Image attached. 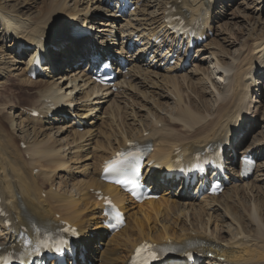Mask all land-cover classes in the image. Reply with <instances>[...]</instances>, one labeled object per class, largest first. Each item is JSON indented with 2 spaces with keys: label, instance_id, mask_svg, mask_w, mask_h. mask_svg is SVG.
Masks as SVG:
<instances>
[{
  "label": "bare ground",
  "instance_id": "bare-ground-1",
  "mask_svg": "<svg viewBox=\"0 0 264 264\" xmlns=\"http://www.w3.org/2000/svg\"><path fill=\"white\" fill-rule=\"evenodd\" d=\"M7 1L12 3L16 0ZM32 1L36 2L31 0V3ZM49 1L41 0L43 5L41 13L34 10L32 5L27 7V4H24L19 7L18 2L13 6L5 5L0 10L4 12L0 14V43L3 42L6 45L12 43L9 47L11 50L12 47L14 48L12 54H17L16 49L19 45L15 40L18 37L22 39L29 37L33 34L32 32L41 37L46 35L55 43L54 47L60 50L49 54L50 62L45 68L47 72L43 77L45 79H53V71L61 72L62 69L71 65L66 60H71L76 55L84 56L81 52L82 40L78 35L72 38V28L79 24L75 21L78 19L77 16L84 17L83 25L92 18L94 23L105 27L106 29L102 30V37L106 36L108 31L113 33L112 30L118 27L116 21H97L93 15L90 16L92 7H87L89 9L85 10V13L79 10L68 14L67 9H58L54 0L50 3ZM147 1L138 0V2H144L143 9H139V13L133 16L148 17L146 8H150L152 3L158 8L160 15L153 13L154 15L149 19H143L151 22L150 25L145 24L147 27L143 29L136 28L142 30L138 32L142 40L149 36L152 38V35L167 28L168 24L164 23V19L168 3H172V8L176 5L180 13H184L186 9L190 10V17H194L193 22L199 21L201 27L206 22V28L202 32L215 31V38L197 49L198 62H193L189 71L186 69L180 72L178 65L167 68L162 61L151 63L145 56L141 58L138 54L139 56L127 59L130 62L129 73H123L116 84L121 91L113 92L108 88L90 93L83 90L85 85L82 84L89 85V82L85 78V72H81L82 69L78 66L73 72L74 85L67 86V90L71 89L70 94L60 92L59 89L50 90L56 85H47L49 81L29 80L23 68L21 77H15L9 85H4L0 76V199L2 201L0 206L7 215L0 217V227L3 229L0 234V246H17L15 236H10V232L5 227L7 219L12 222L11 229L17 232L21 226H27V222L56 227L61 221H67L79 229L83 244L89 249L88 259H91L93 264H127L134 253L133 250L144 240L170 245H183L189 242L203 245L196 250L203 251L201 253L204 257L209 255L201 264H224V262L226 264H264V206L262 203L252 201L249 209H246L249 212L248 220L254 229L243 226L242 223L234 224L235 221H232L235 225L233 229L234 225L227 224L228 220L233 219L229 218V215L232 213L237 215L240 205L246 206L242 197L253 199L257 194V196L260 195L259 199H264V187L261 186L264 181V160L255 172L259 174L258 176L246 182L233 183L225 190V193L223 192V195L218 197L204 196L200 199L191 194H182L185 189H188L183 186H180L176 194L173 192V187H161L162 195L157 201H147L142 205L130 203L126 206L127 202H131L127 196L117 188L107 186L100 181L99 173L103 162L125 147L129 141L150 140L155 145L152 159L162 160L164 157L165 161H169L172 152L178 147L183 148L184 153L189 156L196 148L215 143L217 140L226 142L234 136L237 139L240 136L247 138L249 133H246V127L251 126L252 129L254 117L259 119L264 109L262 105L257 106L260 101L254 94L255 91L259 92L258 89L261 88L264 79L262 74L264 36L256 38L251 46L246 43L241 45V51L238 54L233 55L230 50L227 51L230 47L239 44V39L232 36L231 27L234 26L236 19L233 17L234 12L232 13L229 9L232 7L231 0H226V7L223 2L219 4L220 0H214L216 5L209 0H182L181 4H177L175 0ZM54 3L56 9L53 8ZM101 3L105 5L106 1L101 0ZM98 7L96 5L93 9L97 16L102 13L101 8ZM229 16L232 20L230 18L228 20ZM59 17H62L60 23L57 21ZM203 17L205 20L202 19ZM65 21L69 22L68 26L63 24ZM26 28H29L28 33L25 32ZM51 30L57 35H51ZM99 30L95 29V32ZM132 35L133 33H130L128 39ZM238 35L241 36V34ZM14 36L15 38L11 39ZM128 42L129 40L122 43L119 50L121 56L126 54L124 45ZM32 44L36 42L32 41ZM66 44L69 45L65 46ZM73 48H77L76 52ZM199 53L201 55H198ZM21 55L25 54L21 53ZM15 58L17 57L13 59ZM32 60L33 58L28 65L32 63ZM23 62L20 60L17 63L23 65ZM144 66H147V69ZM51 67L53 71H49ZM153 69H158L159 73L164 74L163 80H155L156 83H152L151 80L158 79L159 76L156 72H153L152 76L151 71H148ZM143 73L145 75L141 79ZM220 79L228 83L224 85ZM17 84L40 90L36 98H32L31 103L26 105L31 109L29 113L33 110L45 109L47 102L42 94L51 95L53 102L55 101L60 107L63 104L67 106L75 104V115L85 124L84 131H75L73 126L76 122L74 120L66 122L68 118L65 117L61 119L56 117L52 120L30 117L26 111L21 110L23 103L20 104L12 90ZM149 85H156L159 93L154 91L156 94L154 96L153 92L148 93V98L143 89L147 90ZM24 93L30 95L29 92ZM158 96L161 98L158 99ZM135 97L145 100L139 108L132 102V99L137 100ZM150 98L153 104L158 100L153 105L148 101ZM169 99L175 102L172 110L162 105ZM146 103L153 105L154 112L150 107L147 108ZM107 105L110 111L115 107L116 113L111 111L112 115H110V111L106 113V109L103 113L105 116L102 117L99 114ZM7 107L14 116L18 113L16 120L25 118L18 125L19 127L32 124L36 126L33 131L35 132L33 142L22 138L18 140L19 136L15 134V130L11 133L13 127H7L5 124L7 121L1 117V113ZM142 108L146 112L150 110L153 116L145 117L141 113L144 111ZM157 108L162 112L160 110L156 112ZM51 110L49 109L48 112ZM47 113H45L46 117ZM121 113L124 114L123 117L121 116L122 119L124 118V122L121 121L122 127L118 123L115 124V118ZM71 116L74 117V115ZM105 119H110L113 124L109 121L106 127L108 129L103 131L104 129H99V122L103 123ZM259 121L263 123L264 117ZM15 122L17 121L13 124ZM51 125H58L57 131H60V135L66 134V138L57 139L56 135L48 134ZM239 126L240 132L237 134L235 129ZM148 131L150 132L148 137H144ZM262 138V140L255 139L257 143L251 140L247 147L254 146V152L263 158L264 137ZM20 142L26 145L25 148L20 146ZM86 148H88L85 154L86 160L95 161L96 167L93 168L94 165L90 163L74 168L83 162L80 161L81 153ZM73 153L74 156L69 158ZM232 153L234 154L235 151ZM166 170L170 171L171 166ZM60 173H65L68 177L77 175L80 180L77 183L73 181L75 183L68 187L69 185L65 184V177L59 176ZM157 174L160 175L159 172ZM57 180L60 181L56 185ZM156 182L160 181L156 180ZM98 189L112 195L126 214L127 226L112 237H108V232L101 222L102 206L96 200L97 196L94 193ZM172 192L175 196H172ZM228 196L229 198L224 202L225 215H221L219 199ZM97 239L103 245L102 249H99V246L95 247Z\"/></svg>",
  "mask_w": 264,
  "mask_h": 264
},
{
  "label": "rangeland",
  "instance_id": "rangeland-1",
  "mask_svg": "<svg viewBox=\"0 0 264 264\" xmlns=\"http://www.w3.org/2000/svg\"><path fill=\"white\" fill-rule=\"evenodd\" d=\"M7 0H0V10L2 9V7H4L5 5H9V6H13V4L14 3H17L18 5H19V7H22V5H26L27 4V7L28 6H30V5H32L33 6V8H34V10H37L39 13H41V8L43 7V5H42V2H41V0H36V2L35 3H33V1H32V3H31V0H28V2L26 1V0H16V1H13L12 3L11 2H9V1H7ZM25 1L27 2V3H25ZM51 1V0H50ZM50 1H49V3H50ZM151 1H153V0H151ZM150 1V2H151ZM166 1V0H165ZM164 1V2H165ZM176 1V0H175ZM54 2L58 5V9H67L68 11H69V13L68 14H73V13H75V11L76 12H78L79 10L81 11V12H83L84 11V13H85V10H87V9H89V8H91L92 7V12L94 11L93 9H94V7L96 6V5H98L100 8H101V11H102V13L100 14V15H98L97 16V14L95 13V12H93L92 13V15H94L95 17H97V19L99 18L101 21H103V22H107V21H110V17H107L105 14L107 13V11H108V9L105 7V5L104 4H102L101 3V0H54ZM221 2H223L225 5H224V7H226L227 6V3H226V0H220L219 1V4H223V3H221ZM55 3H54V5H53V8L54 9H56V7H55ZM97 3V4H96ZM228 3H229V1H228ZM231 5H232V7L231 8H229L230 9V11H232V13L234 12V18L236 19V22H235V24H234V26L232 25V36L233 37H236V38H238L239 39V44H237V45H235V46H233V47H230L229 49H227V51H231V54H238L239 53V51H241V45H244V43H246V44H248V45H252L254 42H255V39L256 38H258L259 36L260 37H262V36H264V0H231ZM96 4V5H95ZM93 5H94V7H93ZM104 6V7H102V6ZM234 5V6H233ZM151 7L150 8H146L147 10H146V13L148 14V17L146 16V17H142V16H136V19L134 18V24L133 25H129L128 27H129V29L130 30H133V31H135V30H137V29H135L136 27H137V19H139L138 21H142V23H143V27L141 28V29H143V28H145V27H147V26H145V24H147V25H150L151 24V22H147V21H144L143 19H149V17H151V16H153L155 13H157V8L155 7V6H153V3L150 5ZM87 7H89V8H87ZM98 7V8H99ZM87 12V11H86ZM4 12H2V11H0V14L2 15ZM154 13V14H153ZM236 14V15H235ZM83 15H85V14H83ZM231 19V16H229L228 17V20H230ZM129 19V17L128 18H123L121 21H119L118 22V24H121V23H123V24H125L126 22L125 21H127ZM228 20H226V22H228ZM232 20V19H231ZM57 21H58V23H60L61 21H62V17H59L58 19H57ZM24 22H26V21H24ZM67 22V21H66ZM229 22H232L233 23V21H229ZM67 23H69V22H67ZM64 25H65V23H63ZM67 25V24H66ZM154 27H156V26H154ZM122 28V27H121ZM132 28H134V29H132ZM128 29V30H129ZM149 29V28H148ZM217 29V28H216ZM215 29V30H216ZM115 30H117V28L116 29H114V30H112L113 31V33H114V31ZM129 31H126V32H124V34H123V36L125 35V33H128ZM145 32H147V31H145ZM219 31L217 30V33H218ZM226 32V31H225ZM224 32V33H225ZM50 33H51V35H53V36H56L57 35V33H55L54 31H50ZM241 34V36L240 35H238V34ZM116 34L117 35H120V33L117 31L116 32ZM130 34V33H129ZM134 34V33H133ZM215 36H216V34H215ZM126 37H128V35H126ZM215 38V37H214ZM124 41H126L125 39L124 40H122V43L124 42ZM122 43H121V46H122ZM12 43H9V45H6V43H3V42H1L0 43V76H2V82L4 83V85L5 84H7V85H9V84H11V82H12V80L15 78V77H21V75H22V73H23V71L21 70L22 68H23V65H20V63H17V62H19L20 60H21V58H15V59H13L15 56H14V53L12 54V52L14 51V48L12 47V50H11V48H9L10 47V45H11ZM67 45H69V44H66L65 46H67ZM247 48V47H246ZM121 49V48H120ZM119 49V50H120ZM13 56H12V55ZM231 54L229 55V57L231 56ZM17 57V56H16ZM229 57H227L228 59H229ZM75 71V69H74V66H72V63H71V65H68L67 66V68L65 67V69H62L61 70V72H59V70L57 71V72H52L53 74H52V78L53 79H48V78H46L44 81L45 82H47V81H49L48 83H47V85H52L53 86V84H55L56 86H54V88H50V90H52V89H59L60 90V92H66L67 94H70L71 93V89H69V90H67V86L69 87H72L73 85H74V83H73V81H74V79H72L73 78V72ZM155 71H157V70H155ZM154 72V71H153ZM152 71L150 72V73H152V76H153V74L155 73H153ZM158 73V79H153V80H151L152 81V83H153V81H157V80H159V79H161V80H163V73L162 72H160L159 73V71L157 72ZM167 76V75H166ZM156 81L154 82V83H156ZM79 81H77V83H78ZM181 83L183 84V82L181 81ZM156 86V85H155ZM154 85L152 86V88H148L147 90H145V89H143V91L144 92H146L145 93V96L146 97H148L149 98V96H147L148 95V93H154V91L157 93H159V91H157L156 90V87H155ZM21 87V88H20ZM24 90H23V89ZM62 89H63V91H62ZM12 90H13V92H15L14 94L17 96V100H19L20 101V104L21 103H23V104H21V105H23V106H25V105H29L30 103H31V100H32V98L33 99H35L36 98V96L38 95L37 93L38 92H40V90L38 91V90H35L34 88H28V87H26V86H20V85H18L17 84V86H16V88H12ZM23 90V91H22ZM259 90V92L258 93H256L255 94V97L258 99V101H260V103L257 105V106H263V108H264V79H263V83L261 84V88H259L258 89ZM29 92L30 93V95H27V94H25L24 92ZM256 92V91H255ZM36 93V94H35ZM154 95H156L155 93L153 94V96ZM159 97V96H158ZM135 98H137V100H139L138 99V97H135ZM161 97H159L158 99H160ZM157 99V100H158ZM22 100H24V101H22ZM30 100V101H29ZM137 100H135V99H132V102H134V106L135 107H138L139 108V106H142L144 103H145V100L144 99H140L139 101H137ZM144 100V101H143ZM156 100V101H157ZM28 101V102H27ZM147 101V100H146ZM148 101H150L151 102V104H153V102L151 101V98H150V100H148ZM155 101V102H156ZM132 102H131V104H132ZM155 102H154V104H155ZM28 103V104H27ZM174 101L173 100H167V101H164L163 102V104L162 105H164V107L165 108H167V109H173V107L175 106L174 105ZM151 104H149V103H146V105L148 106L147 108H149L150 107V109H151V111H153L154 112V110H153V105H151ZM173 106H172V105ZM195 104H196V102H195ZM197 105V104H196ZM152 106V107H151ZM114 108V107H113ZM146 108V109H147ZM9 109V110H8ZM107 109V110H106ZM110 108H108V105L107 106H105L104 108H103V112L101 113V114H99V115H101L102 117H104L105 116V114H103L104 112H105V110H106V113H108V110H109ZM111 109H112V107H111ZM143 109V108H142ZM113 110V109H112ZM111 110V111H112ZM144 111H142L141 113H143L144 115H145V117H148V116H153V113H150V110H148V112H146L145 111V109H143ZM159 110H160V112H162L161 111V109H159V108H157V110H156V112H159ZM110 111V110H109ZM111 111L109 112L110 113V115H112L111 114ZM147 113H148V115H147ZM264 109H262V111H261V115H260V117H259V119H261L262 117H264ZM2 115H1V117L2 118H4L5 119V121H7L5 124H6V126L7 127H13V129L11 130V133H14L15 131V134L17 135V136H19L18 137V140L20 139V138H22V139H26L27 141H29V142H33V140H34V133L35 132H33L34 131V129H35V127L36 126H34V124H32V125H29V126H22V127H19L18 125L22 122V120H24V119H22V118H19V119H17L16 120V118H17V116H18V113L16 114V116H14L13 115V112L11 113L10 112V108L9 107H7L6 109H5V111L4 112H2L1 113ZM150 114H152V115H150ZM122 115H124V114H122L121 113V115H114L115 117H117V118H115V121H116V123L115 124H120V126L122 127V122H124V118L122 119ZM122 116V117H121ZM112 118V117H111ZM120 118V119H119ZM259 119L258 118H256V117H254V121H252V123L254 124V126H253V128L251 129V131L249 132V134L247 135V138H245V139H243L244 137H241L240 138V140H239V142H237L236 144H235V147H237V146H241V145H245V143H247L248 142V140L249 139H257V140H262L263 138L262 137H264V122L263 123H260V122H262V121H259ZM19 120V121H18ZM141 120V119H140ZM14 121H17V122H15L14 124H13V122ZM109 121H110V119H105V121L103 122V123H101V122H99V129L100 130H102V129H104L103 131H105L106 129H108V128H106L107 127V124H109ZM122 121V122H121ZM256 121V122H255ZM133 122V121H132ZM139 123V122H138ZM260 123V124H259ZM105 124V125H104ZM110 124H113V123H111V121H110ZM257 124V125H256ZM33 126V127H32ZM49 127H51V129H49L48 130V134H50V133H52V135H56L57 136V139H65L66 138V134H63V135H60V131H57V129L56 128H58V125H51V126H49ZM104 127V128H103ZM22 128H24V129H22ZM52 128H55L54 130L52 129ZM37 129V128H36ZM13 130H15V131H13ZM23 130V131H22ZM249 131V130H248ZM15 134H13V135H15ZM99 135H100V131H99ZM42 139V138H41ZM98 140H100V139H98ZM88 148H86L85 149V151H82V155H81V159H80V161L82 162V163H80L79 165H77L76 167H74V168H80L81 166H83V164L84 165H87V164H92V166L94 165V167L93 168H95L96 167V165H97V163H95V161H88V160H86V157H85V154H86V150H87ZM73 157L74 156V153L72 154V155H70L69 156V158L70 157ZM67 158H68V156H67ZM68 158V159H69ZM26 159H28V158H26ZM75 159V158H74ZM86 160V161H85ZM72 161H74V160H72ZM96 165H95V164ZM77 173H80V172H77ZM61 175V177L63 178V176L65 177L64 179H65V184L68 186V187H71V185L72 184H74L75 182L77 183V181L78 180H80L79 179V177L76 175V177H75V175H74V177H68L65 173H60L59 174V176ZM257 175H255V177H256ZM254 177V178H255ZM72 178V179H71ZM254 178H252V179H254ZM73 179H76V180H73ZM60 180H57L56 182H55V184L57 185L58 183L57 182H59ZM73 181H75L74 183H73ZM261 186L262 187H264V181H263V183H261ZM177 193V191L175 192V194ZM230 194V193H229ZM231 195V194H230ZM257 197V198H256ZM229 198V196L228 197H226V198H220L219 199V201H220V211H219V214H221V215H225V210H226V206H225V201L227 200ZM260 198V195H258L257 196V194H255V197H253V199H244V197H242V199H243V202H245V204H246V206H242V205H240V210H239V212L237 211V215L235 214V213H232L231 215H229L228 217L230 218H233L232 220L230 219V220H228V222H227V224L228 225H234V224H240V223H242L243 224V226H246V227H250V228H252V229H254V227H251L252 226V224H251V222L248 220V217H247V215H248V210H246V209H249V207H250V205H251V203H252V201L254 202L255 200L256 201H260L261 203H262V205L264 206V199H259ZM197 204H199L198 202H197ZM262 206V207H263ZM263 211H264V208H263ZM264 217V216H263ZM237 219V220H236ZM232 221L234 222V224H232ZM239 226V225H238ZM233 228H235V225L234 226H232V229ZM227 239H228V237H226Z\"/></svg>",
  "mask_w": 264,
  "mask_h": 264
},
{
  "label": "snow or ice",
  "instance_id": "snow-or-ice-1",
  "mask_svg": "<svg viewBox=\"0 0 264 264\" xmlns=\"http://www.w3.org/2000/svg\"><path fill=\"white\" fill-rule=\"evenodd\" d=\"M117 183H122V181H117ZM64 231H72L70 228H65V229H63ZM73 234H75V233H73ZM61 243H64V241H61ZM145 247H147V246H145ZM60 249L59 248H57V251H59ZM140 251H144V249H141ZM150 258L152 259V260H156V259H158V256H157V254L155 253V252H151L150 253Z\"/></svg>",
  "mask_w": 264,
  "mask_h": 264
}]
</instances>
